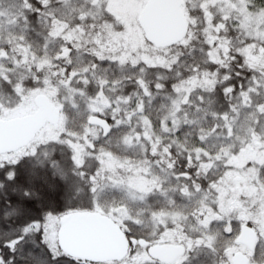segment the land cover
Masks as SVG:
<instances>
[{
	"label": "snow or ice",
	"instance_id": "1",
	"mask_svg": "<svg viewBox=\"0 0 264 264\" xmlns=\"http://www.w3.org/2000/svg\"><path fill=\"white\" fill-rule=\"evenodd\" d=\"M0 264H264V0H0Z\"/></svg>",
	"mask_w": 264,
	"mask_h": 264
}]
</instances>
